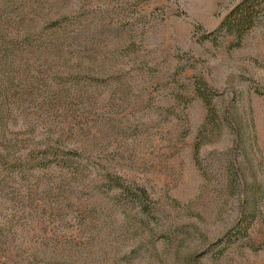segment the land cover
I'll list each match as a JSON object with an SVG mask.
<instances>
[{"label": "rangeland", "instance_id": "obj_1", "mask_svg": "<svg viewBox=\"0 0 264 264\" xmlns=\"http://www.w3.org/2000/svg\"><path fill=\"white\" fill-rule=\"evenodd\" d=\"M237 1L0 0V264H264V18L207 37Z\"/></svg>", "mask_w": 264, "mask_h": 264}, {"label": "trees", "instance_id": "obj_2", "mask_svg": "<svg viewBox=\"0 0 264 264\" xmlns=\"http://www.w3.org/2000/svg\"><path fill=\"white\" fill-rule=\"evenodd\" d=\"M263 18L264 0H238L224 15L219 25L207 34V37H213L215 40L231 38V47H238L243 38L251 30L256 28ZM193 86L194 93L201 99L207 109V117L213 115L214 106L212 97L214 94L212 93H215V96L217 93L202 80L195 81ZM64 154L67 155V152H64ZM106 181L108 188L114 191V197L118 199L121 196L119 200H123L124 203L129 204L126 206L130 207V209L138 208L141 213L147 214L144 217H149L151 208L148 204V196L144 188L133 187L130 184L120 181L119 178H107ZM248 221V218H244L233 236L227 235V243L232 242L234 238H240L246 235Z\"/></svg>", "mask_w": 264, "mask_h": 264}]
</instances>
